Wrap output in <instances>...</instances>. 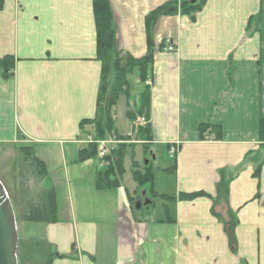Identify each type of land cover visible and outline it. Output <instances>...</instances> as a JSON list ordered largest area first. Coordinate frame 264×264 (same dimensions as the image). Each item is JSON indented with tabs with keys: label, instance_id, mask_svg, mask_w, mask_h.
<instances>
[{
	"label": "crops",
	"instance_id": "crops-1",
	"mask_svg": "<svg viewBox=\"0 0 264 264\" xmlns=\"http://www.w3.org/2000/svg\"><path fill=\"white\" fill-rule=\"evenodd\" d=\"M184 1L110 0L119 49L144 57L146 17ZM152 39L148 153L179 144L173 164L154 172L155 192L175 201L154 198L135 213L129 156L107 190L96 186L94 160L79 162L102 70L93 0H5L0 10V60H14L7 77L0 71V159L12 165V152L28 148L45 165L56 201L44 238L57 254L51 264H264V0H206L194 21L161 17ZM127 106L121 97L114 109L121 137L135 125ZM205 124L220 127V138L202 140ZM143 148L134 147L139 163Z\"/></svg>",
	"mask_w": 264,
	"mask_h": 264
},
{
	"label": "trees",
	"instance_id": "trees-1",
	"mask_svg": "<svg viewBox=\"0 0 264 264\" xmlns=\"http://www.w3.org/2000/svg\"><path fill=\"white\" fill-rule=\"evenodd\" d=\"M5 0H0V10L3 8ZM206 4V0H197L195 4H191L190 0H185L180 6V10L176 3L166 4L159 7L146 17V31L148 40L147 54L136 59L124 52L118 47L117 29L115 18L110 4V0H93L94 16L97 29V51L98 59L102 64L100 87L98 95V105L96 116L93 120L82 122L81 130L83 134H87L86 127H91L94 141H102L115 134L117 131L114 120V109L121 97L126 98L128 105L132 100L129 76L136 75L142 88L138 95L134 113L128 111L127 116L130 121L135 122L137 118L144 117L147 126L144 129L145 136H142V129L139 128L136 134V142L153 141L150 128V89L145 85L150 77L154 65L155 48L152 35L158 20L163 16L180 14L188 16L194 21L195 15L200 12ZM163 47V45H162ZM14 60L6 57L0 60V71L7 77L13 71ZM201 139L205 137L219 139L221 136V128L212 124H205L199 128ZM212 136V137H211ZM130 137L117 136L122 142H131ZM259 139L264 144V119L259 124ZM133 145L121 144L113 152L112 158H109V166L101 173H98L95 183L99 190L112 189L119 186L116 177L124 174V160L128 156V148ZM21 157L17 158L15 168H19L16 177L20 183V188L26 189L28 178L35 180L38 191H28L25 199V215L23 220L28 224H42L48 226L56 222V201L55 192L48 180L46 168L43 162L38 160L33 152L28 149L19 150ZM96 157V146L88 144L80 151L79 162L84 163ZM132 158L133 179L137 185V195L141 198V193L146 192L149 199H164L167 201H175L165 195H158L154 190V172L155 168L151 161L147 165L144 164L142 171L138 170V163ZM17 164V167H16ZM175 165L170 169L175 171ZM262 165L255 171V177H259ZM14 174V175H15ZM27 190V189H26ZM201 193L192 195H181V200H194L202 196ZM131 205L136 213L135 201L131 200ZM20 263L21 264H51L57 257L53 252L52 246L44 239L31 240L29 242H20Z\"/></svg>",
	"mask_w": 264,
	"mask_h": 264
},
{
	"label": "rangeland",
	"instance_id": "rangeland-1",
	"mask_svg": "<svg viewBox=\"0 0 264 264\" xmlns=\"http://www.w3.org/2000/svg\"><path fill=\"white\" fill-rule=\"evenodd\" d=\"M137 81L138 80H137L136 75L129 78L132 96L136 95L141 90L140 85H137ZM133 82L136 83L135 84L136 86L133 85ZM127 104H128V102H127ZM127 107H129L130 111H132V113H134V107H132V103L130 104V106L128 105ZM118 109H119V112L122 111V109H123L122 104H119ZM119 122H121L120 118L118 119V123ZM135 123H136L135 125H138V127L133 125L131 137L129 138L132 140L131 143H134V144L131 146V148H128V150H127V152L129 153L128 156L131 159V165H132V158H131L132 155H133V159L136 161V155H135V151H134L135 145H137L138 143H143L141 141H138V142L135 141V140H140V139H136V134L138 132V129L139 128L142 129V136H143L144 129L147 126L146 119L144 117L138 118L135 121ZM89 134H91L90 130H89ZM126 145H130V144H126ZM142 146L144 147L143 149H144V152L146 154V158H145L144 162L151 161L154 165V168H157L158 170L164 169V168L169 167L170 165L173 164V161L169 158V155L167 154V151L163 146H157L156 148H154V150L152 152H149V153H148V146H149L148 143L145 142L144 144H142ZM12 154H13L12 165H11V163L7 162L5 159H0V179H1L5 189L7 191L8 195L11 199L12 205L14 207V211L16 214V220H17V224H18V230H19V243L22 241L24 243V242H29L31 240L44 239L45 238V228H46L45 225L28 224L27 222H25L23 220V216L26 213V211H25V207H26L25 199L28 196V191H29V193L34 192V191H38V188L36 187L35 180L33 178H28L26 183H28L29 185L24 186V187H26L27 190L26 189L21 190L20 183L18 182L17 178H15L16 177L15 172L17 173V171L20 170L19 168H15V162H16L17 158L21 157V154H20L19 150L12 152ZM140 154H141V152H140ZM127 157H125V158H127ZM142 161H143V159H142ZM142 161H141V163L136 161L138 163L137 169L140 171H142L144 169V162H142ZM16 167H17V164H16ZM134 171H135V169L132 167V176H133ZM121 177L122 176L116 177L118 180V183L121 181ZM157 178H158L159 184L167 185V183H168L167 179H169V178H166V176L163 173H161V171H158ZM159 179H161L162 182H160ZM159 205H160V202L157 201L155 207L152 209L156 208V210H157V208H159ZM21 251H22V249H21ZM21 251H20V245H19L18 257H20ZM20 262L21 261L19 258V264H21ZM25 264H28V263H25Z\"/></svg>",
	"mask_w": 264,
	"mask_h": 264
},
{
	"label": "water",
	"instance_id": "water-1",
	"mask_svg": "<svg viewBox=\"0 0 264 264\" xmlns=\"http://www.w3.org/2000/svg\"><path fill=\"white\" fill-rule=\"evenodd\" d=\"M190 2L195 4L196 0H190ZM149 205L151 202L145 199L136 208L140 209L142 206ZM18 245L19 230L16 214L11 199L0 181V264H19Z\"/></svg>",
	"mask_w": 264,
	"mask_h": 264
},
{
	"label": "built area",
	"instance_id": "built-area-1",
	"mask_svg": "<svg viewBox=\"0 0 264 264\" xmlns=\"http://www.w3.org/2000/svg\"><path fill=\"white\" fill-rule=\"evenodd\" d=\"M169 51H173V47L170 46L168 48ZM150 85V83H147ZM114 142L111 141H101L97 143L98 146V168L102 169L105 166V159L110 154V145H112ZM175 153V149H172L171 154L173 155Z\"/></svg>",
	"mask_w": 264,
	"mask_h": 264
}]
</instances>
